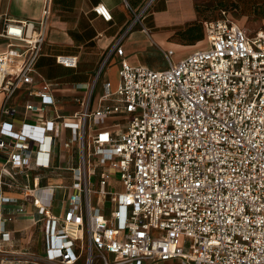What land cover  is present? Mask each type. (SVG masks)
Listing matches in <instances>:
<instances>
[{
	"label": "built area",
	"instance_id": "built-area-1",
	"mask_svg": "<svg viewBox=\"0 0 264 264\" xmlns=\"http://www.w3.org/2000/svg\"><path fill=\"white\" fill-rule=\"evenodd\" d=\"M153 2L135 13L130 30ZM93 12L113 20L104 5ZM222 14L206 24L207 49L178 62L167 50L164 70L123 61L116 90L105 82L95 109L98 78L76 86L88 92L79 114L18 130L6 104L21 86H32L29 94L41 101L28 102L27 113L56 104V84L36 68L50 0L40 20L5 23L1 36L11 44L0 54V187L22 199L0 191V264H264V30L252 35ZM114 51L124 55L120 41ZM56 62L78 66L72 56ZM56 127L71 130L65 148L76 149L54 168L67 185L42 186L31 173L53 170ZM27 205L36 216L28 218ZM25 217L44 237L41 254L5 248L13 241L8 225Z\"/></svg>",
	"mask_w": 264,
	"mask_h": 264
},
{
	"label": "crops",
	"instance_id": "crops-1",
	"mask_svg": "<svg viewBox=\"0 0 264 264\" xmlns=\"http://www.w3.org/2000/svg\"><path fill=\"white\" fill-rule=\"evenodd\" d=\"M150 0H50L51 16L48 21L46 43L43 47V55L37 64L38 74L47 81V78L38 71L39 66L49 65L60 70H79L82 64L88 63L93 74L91 81H79L75 84L65 82L62 85L52 82L56 74H48V82L56 84L52 90L55 106H49L44 114L27 113L24 109L28 102L41 104V101L32 97L29 92L32 86L23 85L17 94L6 104L16 113L8 119L18 130L23 123L41 126L46 122L55 120L57 115L65 119L79 114L85 106L88 92L86 89H77V85L91 86L98 78L91 104L95 109L98 99L104 94V84L109 82L113 91L118 85V72L123 61L131 65L148 66L145 50L151 47H159L161 51L176 50L182 47L183 41L176 39L179 31L186 29L190 24L197 23L201 6L208 0H154L148 11L141 16L133 29H129L134 23L135 13L139 15ZM47 0H0V54L6 52L11 42L2 37L7 21L36 22L41 19ZM106 6L112 16L111 22L104 21L93 12L97 5ZM153 8L151 11L150 9ZM203 22V30L206 35V24ZM149 31L147 35L145 31ZM136 33L142 34L143 42L139 48L128 49L126 42L131 41ZM124 50L120 56L114 47L119 43ZM150 41L152 43H150ZM137 52H139L137 54ZM163 53V52H162ZM58 56L77 57L78 66L75 69L65 68L56 62ZM106 63V64H105ZM104 66V67H103ZM117 69L118 81L114 84L106 69ZM102 72L98 76L99 71ZM58 72V71H57ZM98 76V77H97ZM101 84V92L96 94L98 85ZM79 99V101H78ZM4 104V94L0 95V111ZM56 139L55 152L52 155L53 170L32 171V177H38V183L46 185H67L63 178L65 172L56 170V167H65L67 160L75 153L76 145L65 148V143L71 137V130L56 127L49 133ZM6 156L0 152V172L5 166ZM9 173V171H8ZM1 193L6 197L22 199L18 190H8L5 186L0 187ZM63 190L57 191V201L60 203ZM28 218L36 216L32 206L27 205ZM26 218V219H25ZM21 221L8 225L12 232L13 241L8 246L19 250H28L35 253H43L45 250L44 237L39 227L31 225L27 217Z\"/></svg>",
	"mask_w": 264,
	"mask_h": 264
},
{
	"label": "rangeland",
	"instance_id": "rangeland-1",
	"mask_svg": "<svg viewBox=\"0 0 264 264\" xmlns=\"http://www.w3.org/2000/svg\"><path fill=\"white\" fill-rule=\"evenodd\" d=\"M152 9L153 8H151L150 11ZM223 12H226L227 17L249 33H252V35H254L256 31L264 30V0H208L206 4L201 6L198 23L203 27V22H212L222 18ZM142 37V34L136 33L132 36L131 41L126 42L127 48H139L144 40ZM150 43L152 42L150 41ZM181 46L182 47H178L174 51L175 56L172 59L173 62H178L196 51L207 49L209 44L205 36L204 39L196 43H190L188 45L182 44ZM166 51L167 50L161 51L159 47H151L150 45L144 52L148 61V67L156 70L166 69L168 67V63L164 57V52ZM138 53L139 52H137V54ZM38 71L47 78V81H49L48 78H50L48 74L55 73L56 75L51 77L52 82H56L60 85L65 82H69L70 84H75L79 81L89 82L93 74L97 73L91 70V66L88 63L82 64L79 70H64L62 68L58 70L54 69L53 66L43 65L38 67ZM106 74L109 75L114 84L118 81L117 69L115 67L111 68V70H109L108 67L106 69ZM100 92L101 84L98 85L96 94ZM122 122H124V120H122ZM173 264L178 263L175 262Z\"/></svg>",
	"mask_w": 264,
	"mask_h": 264
},
{
	"label": "trees",
	"instance_id": "trees-1",
	"mask_svg": "<svg viewBox=\"0 0 264 264\" xmlns=\"http://www.w3.org/2000/svg\"><path fill=\"white\" fill-rule=\"evenodd\" d=\"M205 36L206 35L203 27L197 22L190 24L186 27V29L179 31V33L176 34L175 38L181 39V41H183V44L188 45L190 43H196L204 39Z\"/></svg>",
	"mask_w": 264,
	"mask_h": 264
}]
</instances>
